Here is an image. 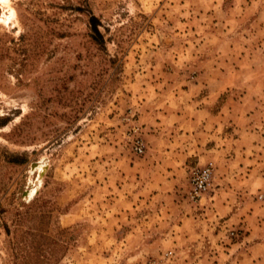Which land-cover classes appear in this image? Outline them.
I'll list each match as a JSON object with an SVG mask.
<instances>
[{"label": "rangeland", "instance_id": "374dc122", "mask_svg": "<svg viewBox=\"0 0 264 264\" xmlns=\"http://www.w3.org/2000/svg\"><path fill=\"white\" fill-rule=\"evenodd\" d=\"M263 155L264 0H0V264H264Z\"/></svg>", "mask_w": 264, "mask_h": 264}, {"label": "built area", "instance_id": "2783aa9c", "mask_svg": "<svg viewBox=\"0 0 264 264\" xmlns=\"http://www.w3.org/2000/svg\"><path fill=\"white\" fill-rule=\"evenodd\" d=\"M134 149L138 154L144 153L145 147L140 138L135 140ZM215 169V164L209 162L205 166L194 168L191 171V190L189 194L192 200H201L209 192L213 184ZM259 199L264 202V194H261Z\"/></svg>", "mask_w": 264, "mask_h": 264}, {"label": "trees", "instance_id": "16d2710c", "mask_svg": "<svg viewBox=\"0 0 264 264\" xmlns=\"http://www.w3.org/2000/svg\"><path fill=\"white\" fill-rule=\"evenodd\" d=\"M90 27L91 31L93 33L94 39L100 44L101 41H103V35L99 30L100 22L98 18L93 15V13H90Z\"/></svg>", "mask_w": 264, "mask_h": 264}, {"label": "water", "instance_id": "95a60500", "mask_svg": "<svg viewBox=\"0 0 264 264\" xmlns=\"http://www.w3.org/2000/svg\"><path fill=\"white\" fill-rule=\"evenodd\" d=\"M39 163H37V164H34L33 166H32V169H35L36 168V166L38 165ZM28 193H29V191H27V192H25V197L28 195Z\"/></svg>", "mask_w": 264, "mask_h": 264}, {"label": "crops", "instance_id": "0c3cea01", "mask_svg": "<svg viewBox=\"0 0 264 264\" xmlns=\"http://www.w3.org/2000/svg\"><path fill=\"white\" fill-rule=\"evenodd\" d=\"M217 146H218V145H217ZM215 149H216V148H213L214 151H217L218 153L221 152L220 150L218 151V150H215ZM242 151H243V153L246 152L243 148H242ZM263 157H264V155H263Z\"/></svg>", "mask_w": 264, "mask_h": 264}, {"label": "bare ground", "instance_id": "6f19581e", "mask_svg": "<svg viewBox=\"0 0 264 264\" xmlns=\"http://www.w3.org/2000/svg\"><path fill=\"white\" fill-rule=\"evenodd\" d=\"M3 3V2H2Z\"/></svg>", "mask_w": 264, "mask_h": 264}]
</instances>
